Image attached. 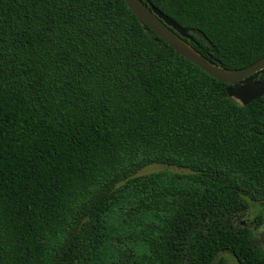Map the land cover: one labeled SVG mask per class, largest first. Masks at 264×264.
I'll list each match as a JSON object with an SVG mask.
<instances>
[{"label": "trees", "instance_id": "16d2710c", "mask_svg": "<svg viewBox=\"0 0 264 264\" xmlns=\"http://www.w3.org/2000/svg\"><path fill=\"white\" fill-rule=\"evenodd\" d=\"M142 1L218 67L264 57V0ZM228 89L125 0H0V264H264V97Z\"/></svg>", "mask_w": 264, "mask_h": 264}, {"label": "water", "instance_id": "95a60500", "mask_svg": "<svg viewBox=\"0 0 264 264\" xmlns=\"http://www.w3.org/2000/svg\"><path fill=\"white\" fill-rule=\"evenodd\" d=\"M129 9L153 33L167 43L175 52L198 66L216 80L229 85L228 94L243 105L264 97V81L259 80V73L264 71V57L253 65L241 70H228L209 62L188 42L189 32L172 18L165 15L153 4L142 0H125ZM196 35L206 39L202 32ZM264 207V202L261 204ZM264 243V234L261 236Z\"/></svg>", "mask_w": 264, "mask_h": 264}, {"label": "flooded vegetation", "instance_id": "af4514ba", "mask_svg": "<svg viewBox=\"0 0 264 264\" xmlns=\"http://www.w3.org/2000/svg\"><path fill=\"white\" fill-rule=\"evenodd\" d=\"M244 223L248 224V228L254 231L260 228L259 241L262 247L264 248V243L261 242V236L264 234V211L257 210V209H251L249 211V217L246 219V222Z\"/></svg>", "mask_w": 264, "mask_h": 264}, {"label": "rangeland", "instance_id": "374dc122", "mask_svg": "<svg viewBox=\"0 0 264 264\" xmlns=\"http://www.w3.org/2000/svg\"><path fill=\"white\" fill-rule=\"evenodd\" d=\"M173 171V172H181V170L176 169V168H170V167H166V166H151L146 168L145 170H143L142 172L139 173V175H146V174H150V173H154V172H161V171ZM257 209H259L257 207ZM233 264H236L234 261H232Z\"/></svg>", "mask_w": 264, "mask_h": 264}]
</instances>
